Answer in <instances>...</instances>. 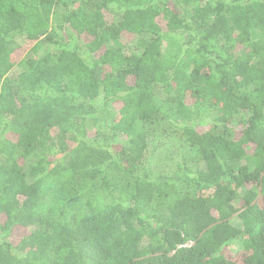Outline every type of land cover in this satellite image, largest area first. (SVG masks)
<instances>
[{
	"label": "trees",
	"instance_id": "16d2710c",
	"mask_svg": "<svg viewBox=\"0 0 264 264\" xmlns=\"http://www.w3.org/2000/svg\"><path fill=\"white\" fill-rule=\"evenodd\" d=\"M0 264H264V0H0Z\"/></svg>",
	"mask_w": 264,
	"mask_h": 264
},
{
	"label": "rangeland",
	"instance_id": "374dc122",
	"mask_svg": "<svg viewBox=\"0 0 264 264\" xmlns=\"http://www.w3.org/2000/svg\"><path fill=\"white\" fill-rule=\"evenodd\" d=\"M21 44H23V42H22ZM129 49H130V50H132V49L134 50L135 48H133V46H132V47H130ZM27 51H28V49H27ZM27 51L25 52V54L27 53ZM28 53H29V52H28ZM28 53H27V54H28ZM25 54H24V55H25ZM230 249H231L232 251H237V247H236V246H231Z\"/></svg>",
	"mask_w": 264,
	"mask_h": 264
},
{
	"label": "water",
	"instance_id": "95a60500",
	"mask_svg": "<svg viewBox=\"0 0 264 264\" xmlns=\"http://www.w3.org/2000/svg\"><path fill=\"white\" fill-rule=\"evenodd\" d=\"M206 231H204L202 234H201V236L205 233Z\"/></svg>",
	"mask_w": 264,
	"mask_h": 264
}]
</instances>
